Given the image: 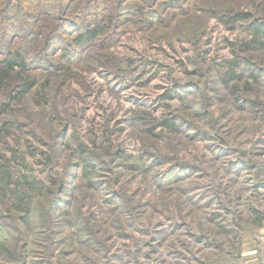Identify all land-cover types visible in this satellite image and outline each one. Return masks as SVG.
<instances>
[{
	"label": "rangeland",
	"instance_id": "1",
	"mask_svg": "<svg viewBox=\"0 0 264 264\" xmlns=\"http://www.w3.org/2000/svg\"><path fill=\"white\" fill-rule=\"evenodd\" d=\"M252 23L264 0H0V264L251 262Z\"/></svg>",
	"mask_w": 264,
	"mask_h": 264
},
{
	"label": "trees",
	"instance_id": "2",
	"mask_svg": "<svg viewBox=\"0 0 264 264\" xmlns=\"http://www.w3.org/2000/svg\"><path fill=\"white\" fill-rule=\"evenodd\" d=\"M246 19H248V16L241 14V15H237V19L235 18V21L246 20ZM249 30L251 31L252 35L255 37L254 41H252L254 43L260 42L259 37H261V38L264 37V27L262 25L252 23ZM97 34H98V30L87 31L85 34L80 35V37L77 40V43L85 44L89 41L90 42L94 41L95 38L97 37ZM11 64L16 66L17 65L16 60L11 62ZM231 77L234 78V73H231ZM29 88H30V86L26 85L25 90L27 91Z\"/></svg>",
	"mask_w": 264,
	"mask_h": 264
},
{
	"label": "crops",
	"instance_id": "3",
	"mask_svg": "<svg viewBox=\"0 0 264 264\" xmlns=\"http://www.w3.org/2000/svg\"><path fill=\"white\" fill-rule=\"evenodd\" d=\"M251 260L252 261L249 262L250 264H264V247H262L260 251L257 250L252 252Z\"/></svg>",
	"mask_w": 264,
	"mask_h": 264
}]
</instances>
